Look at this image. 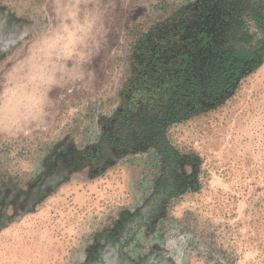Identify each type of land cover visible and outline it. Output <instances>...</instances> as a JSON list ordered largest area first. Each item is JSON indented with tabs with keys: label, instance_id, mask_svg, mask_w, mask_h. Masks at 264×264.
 I'll list each match as a JSON object with an SVG mask.
<instances>
[{
	"label": "rangeland",
	"instance_id": "1",
	"mask_svg": "<svg viewBox=\"0 0 264 264\" xmlns=\"http://www.w3.org/2000/svg\"><path fill=\"white\" fill-rule=\"evenodd\" d=\"M191 1L0 0V264H264V57L170 127L192 183L126 244L115 238L150 201L156 153L69 171L117 110L141 35Z\"/></svg>",
	"mask_w": 264,
	"mask_h": 264
},
{
	"label": "flooded vegetation",
	"instance_id": "2",
	"mask_svg": "<svg viewBox=\"0 0 264 264\" xmlns=\"http://www.w3.org/2000/svg\"><path fill=\"white\" fill-rule=\"evenodd\" d=\"M252 8L242 0H192L138 40L132 77L117 110L106 120L97 145L68 163L73 174L83 167L75 161L102 169L103 164L151 151L161 160L152 165L157 177L147 211L128 218V233L115 238L116 245L126 244L142 223L191 185L168 131L175 123L217 107L231 86L249 74L252 51L260 48L247 41Z\"/></svg>",
	"mask_w": 264,
	"mask_h": 264
},
{
	"label": "trees",
	"instance_id": "3",
	"mask_svg": "<svg viewBox=\"0 0 264 264\" xmlns=\"http://www.w3.org/2000/svg\"><path fill=\"white\" fill-rule=\"evenodd\" d=\"M252 8V21L255 23L257 29L262 34V38L260 40V44L258 49L252 51V66L249 69V74L256 72L262 65H263V57H264V5L261 2L254 3ZM242 64V63H238ZM244 76L240 77V80H242ZM239 84V83H238ZM237 84V85H238ZM236 86H231V92L229 95H231L235 89ZM228 95V96H229ZM227 96V97H228Z\"/></svg>",
	"mask_w": 264,
	"mask_h": 264
}]
</instances>
